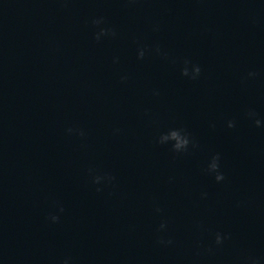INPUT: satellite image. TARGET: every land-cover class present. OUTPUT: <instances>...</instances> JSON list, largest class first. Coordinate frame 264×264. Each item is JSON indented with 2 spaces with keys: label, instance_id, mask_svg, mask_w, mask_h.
Segmentation results:
<instances>
[{
  "label": "clouds",
  "instance_id": "clouds-1",
  "mask_svg": "<svg viewBox=\"0 0 264 264\" xmlns=\"http://www.w3.org/2000/svg\"><path fill=\"white\" fill-rule=\"evenodd\" d=\"M106 22L103 17H97L93 18L91 21V24L97 29V31L94 33V39L99 42L102 38L104 37H112L115 38L117 33L114 28L110 27H103ZM153 51L152 49H147L144 47H141L138 49V59H144L145 55L147 52ZM154 51L157 55H161L164 58H167V53L163 52L162 49L157 45L154 48ZM118 62V61H114ZM184 66L181 69V75L184 77H188L191 80H196L200 77L201 75V67L198 64H192V61L185 59L184 60ZM189 65H192L191 67V72L189 70ZM257 74L255 72H249L248 77L249 78H254ZM128 77L126 75L121 76V81L126 82ZM158 95L157 93H154ZM249 118H255L256 113L254 111H249L247 113ZM254 123L257 127L261 126V120L259 119H254ZM229 128H234L235 127V122L234 121H229L228 125ZM69 133H73L74 131L80 135L81 137L85 136V132L82 129H73L69 128L67 129ZM117 132L119 131L118 129L116 130ZM156 142L160 145H165L171 142V149L175 153H184L187 152L189 149V146L191 145L192 148H197L199 145L190 137V134L183 128H175V129H170L166 133H162L159 135L157 138ZM220 154L217 153L213 155L207 165V168L205 171L213 175L216 180V182H222L225 180V176L223 172L220 170ZM90 175H93V183L95 184H100L102 181H106L107 183H111L115 180V177L110 175V174H105V175H94L93 170L89 169ZM101 189H97V191H100ZM206 193L202 194V197H206ZM157 213L162 212V209L160 207H156L154 209ZM60 212H63L64 209L63 207H60L59 209ZM50 220L53 223L59 222V216L52 215L50 216ZM167 230V222L162 221L159 225L158 231L163 232ZM230 237L227 234H222L220 232H217L215 234V244L217 246H220L224 243L225 240L229 239ZM157 243L160 245L168 246L173 243L171 239H164L163 237H159L157 239ZM63 264H69L68 259H65L63 261ZM245 264H260V260L256 257H247L245 260Z\"/></svg>",
  "mask_w": 264,
  "mask_h": 264
}]
</instances>
